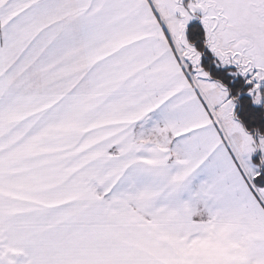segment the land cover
I'll list each match as a JSON object with an SVG mask.
<instances>
[{"label":"snow or ice","instance_id":"1","mask_svg":"<svg viewBox=\"0 0 264 264\" xmlns=\"http://www.w3.org/2000/svg\"><path fill=\"white\" fill-rule=\"evenodd\" d=\"M0 264H264V0H0Z\"/></svg>","mask_w":264,"mask_h":264}]
</instances>
